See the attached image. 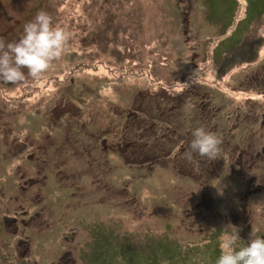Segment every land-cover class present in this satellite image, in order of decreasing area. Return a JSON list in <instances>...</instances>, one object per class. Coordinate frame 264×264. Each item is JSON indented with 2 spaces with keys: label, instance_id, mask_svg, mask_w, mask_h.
I'll use <instances>...</instances> for the list:
<instances>
[{
  "label": "rangeland",
  "instance_id": "1",
  "mask_svg": "<svg viewBox=\"0 0 264 264\" xmlns=\"http://www.w3.org/2000/svg\"><path fill=\"white\" fill-rule=\"evenodd\" d=\"M40 11L71 36L42 78L0 80V264H215L226 226L264 238V159L152 164L200 126L263 158L264 0H0V45Z\"/></svg>",
  "mask_w": 264,
  "mask_h": 264
},
{
  "label": "clouds",
  "instance_id": "2",
  "mask_svg": "<svg viewBox=\"0 0 264 264\" xmlns=\"http://www.w3.org/2000/svg\"><path fill=\"white\" fill-rule=\"evenodd\" d=\"M71 34L54 25L52 17L45 11L36 14L34 20L24 25L23 35L6 46L0 45V80L9 84L42 78L53 62L63 55ZM191 142L183 153L192 161L193 154L215 159L221 152L222 138L204 126L191 131ZM218 195H223L226 185L218 179L214 185ZM240 228L228 225L222 231L219 242L220 255L215 264H264V238L252 239L246 246L237 248Z\"/></svg>",
  "mask_w": 264,
  "mask_h": 264
},
{
  "label": "flooded vegetation",
  "instance_id": "3",
  "mask_svg": "<svg viewBox=\"0 0 264 264\" xmlns=\"http://www.w3.org/2000/svg\"><path fill=\"white\" fill-rule=\"evenodd\" d=\"M261 43H262V40L261 39L255 41L254 42V45H256V47H253V48H257V50H258V48L261 47ZM239 44H240V47L239 46L238 47H239V49L241 48L240 49V52L243 51L244 53H246L245 49L249 46V44L245 47V49H244L245 43L243 41H240ZM249 51H251V50H249ZM249 67H251V65H249ZM251 70H252V67L250 68V71ZM255 77H258V74L255 75ZM262 80H264V76L262 77ZM261 87L263 88L264 86H261ZM245 92L246 91H240L239 90V93H241V94H245ZM260 94L262 95V93H260ZM241 100H243V101H240L238 103V105L240 104V106L244 105L245 103H249L250 105H253V101H257L255 99H252V98H249V97L248 98H245V99H241ZM261 102H262V104H264V99H262ZM152 107H153L154 110H155L156 107L159 108V109H161L160 108L161 106L159 104H153L152 103ZM230 107L231 106H229V107L226 106L225 109H228ZM219 111H223L222 108H221V106H220V110ZM209 112H207V114H204L203 113V117L205 119H207L209 117V114H210ZM226 116L229 117L228 114ZM260 124H261V126H264V115L261 117V123ZM233 127L234 128H232V129L229 128V130L227 132L226 131H222V132L218 131L217 132L221 136L222 141H223L222 142V145H221V149H225V151L223 153H227L228 154L230 152V155L231 156H229L230 157L229 166H230L231 169L235 170L236 168H234V167H238V168H240L242 170H244V169L245 170L250 169V168H252V165H253V163L255 161L263 160L264 159V144H263V146H261V149H262L261 151H262V154H263V158H260L259 151L254 152V155L252 156V153H250L249 150L252 147H254V146H251L250 144H247L246 146H244L243 144L246 142L245 139L241 143L242 146H243L242 148L236 147V145L235 146H231V140H233L234 142H236V136H235L236 135V132H234V130L237 129V126H233ZM152 130H154V125L153 124H152ZM173 131H174L175 134H178V136L180 135V132L177 130V128H174ZM173 147H171V148H173ZM230 147H231V149H230ZM171 151H172V149H171ZM184 152H185V148H182L180 150V152H177L176 154H174V152L172 151V153H170V155H168L166 153L164 147H160L155 142L152 143V154H157V153L167 154V157L165 159L160 160V161L168 160L169 159V156H170V159H172V163L174 164L173 168H176L177 164L181 168H183V161L185 159L184 156H183V153ZM152 156H154V155H152ZM208 160H209V158H207V157L196 156L195 153L193 154V163L196 164L197 167H199V165H201V167H205L208 164ZM213 163H214V161L211 160L209 164H213ZM222 163H223L222 161H219L218 163H216V165H220V167H221L222 166ZM181 173H182V175L184 174L182 171H181ZM186 175L187 176H191L192 178H195V179L199 180V176L194 172V168L193 167L191 169H187ZM248 181H249V184H248L247 192L244 193L243 195H241V198L243 200L246 199V203L248 201V198L252 195V192H256V191H253L252 190V188H253L252 187L253 186V178H249ZM240 212H244V210L243 211H240Z\"/></svg>",
  "mask_w": 264,
  "mask_h": 264
},
{
  "label": "trees",
  "instance_id": "4",
  "mask_svg": "<svg viewBox=\"0 0 264 264\" xmlns=\"http://www.w3.org/2000/svg\"><path fill=\"white\" fill-rule=\"evenodd\" d=\"M165 149V148H164ZM171 149L172 148H169V150H166L165 149V151H166V153L168 154V155H170V153H171ZM167 154H164V153H157V154H152V155H154V156H152V162L153 163H157L158 161H160V160H162V159H165L166 157H167ZM152 163V164H153ZM176 168L178 169V167L176 166Z\"/></svg>",
  "mask_w": 264,
  "mask_h": 264
}]
</instances>
